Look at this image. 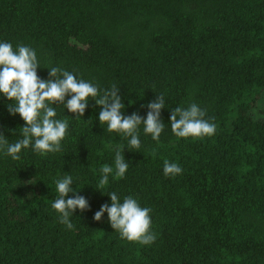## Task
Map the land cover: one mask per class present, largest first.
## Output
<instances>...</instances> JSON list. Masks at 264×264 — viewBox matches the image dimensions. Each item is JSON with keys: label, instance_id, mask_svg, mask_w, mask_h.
<instances>
[{"label": "trees", "instance_id": "obj_1", "mask_svg": "<svg viewBox=\"0 0 264 264\" xmlns=\"http://www.w3.org/2000/svg\"><path fill=\"white\" fill-rule=\"evenodd\" d=\"M0 41L35 49L42 79L58 66L116 85L124 115L144 118L165 100L159 142L141 126L125 176L100 191V168L114 167L127 140L100 125L95 101L82 120L54 105L69 119L61 152L0 153V264H264V0H0ZM5 103L0 132L15 143L23 122ZM191 104L215 124L212 136L172 132L171 111ZM165 160L182 173L165 176ZM65 174L90 205L72 229L51 207ZM111 192L151 209L153 243L121 238L107 213L93 219Z\"/></svg>", "mask_w": 264, "mask_h": 264}, {"label": "clouds", "instance_id": "obj_2", "mask_svg": "<svg viewBox=\"0 0 264 264\" xmlns=\"http://www.w3.org/2000/svg\"><path fill=\"white\" fill-rule=\"evenodd\" d=\"M40 61L35 49L29 46L13 45L0 41V101H4L10 116H19L22 125L15 143H9L0 132V153L13 161H19L25 150L45 157L62 151L63 142L69 133V119L59 118L54 105H63V109L74 114V119H81L88 107L89 101H95L100 106L98 120L100 125H106L109 133L120 134L127 140V146H117L114 151V167L105 165L100 168V178L97 190L109 184V177L123 178L128 171L124 150H139L141 148L140 128L144 135H150L159 142L164 130V122L160 119L161 109L165 108L163 95L149 102L146 117L137 113L122 114L125 105L117 94L118 88L112 85L101 89L97 84L79 78L58 66L48 67V79L38 75ZM66 97H70L66 100ZM205 112L196 104L187 108L177 107L169 117L171 130L178 138H203L212 136L216 126L205 118ZM12 134L16 129H9ZM131 152V151H130ZM181 166L176 162L164 161L165 176H176L182 173ZM74 179L65 174L55 181L58 198L51 207L59 214L62 224L68 229L73 228L70 217L79 210L81 213L90 209L86 197L76 194L73 187ZM73 194L70 196L69 194ZM110 203L100 206L93 219L100 221L107 213L108 222L113 230L119 232L121 238L149 245L156 240L151 231V209L141 207L138 200L132 196L121 198L115 193H108Z\"/></svg>", "mask_w": 264, "mask_h": 264}]
</instances>
